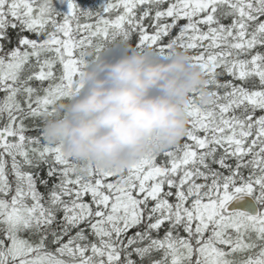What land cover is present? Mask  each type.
Returning <instances> with one entry per match:
<instances>
[{"label": "snow or ice", "instance_id": "1", "mask_svg": "<svg viewBox=\"0 0 264 264\" xmlns=\"http://www.w3.org/2000/svg\"><path fill=\"white\" fill-rule=\"evenodd\" d=\"M128 48L203 71L186 134L126 169L66 156L44 125ZM0 264H264V0H0Z\"/></svg>", "mask_w": 264, "mask_h": 264}, {"label": "clouds", "instance_id": "2", "mask_svg": "<svg viewBox=\"0 0 264 264\" xmlns=\"http://www.w3.org/2000/svg\"><path fill=\"white\" fill-rule=\"evenodd\" d=\"M101 55L84 72L81 93L57 107L43 132L66 156L105 169L131 167L141 157L171 148L187 131L184 105L206 77L188 53L161 60L134 48ZM211 97L205 95V102Z\"/></svg>", "mask_w": 264, "mask_h": 264}, {"label": "trees", "instance_id": "3", "mask_svg": "<svg viewBox=\"0 0 264 264\" xmlns=\"http://www.w3.org/2000/svg\"><path fill=\"white\" fill-rule=\"evenodd\" d=\"M105 0H76V3L81 7L82 10L97 11L104 4ZM56 7L58 11L63 14L67 13V0H56ZM117 52L106 53L105 55H116Z\"/></svg>", "mask_w": 264, "mask_h": 264}, {"label": "water", "instance_id": "4", "mask_svg": "<svg viewBox=\"0 0 264 264\" xmlns=\"http://www.w3.org/2000/svg\"><path fill=\"white\" fill-rule=\"evenodd\" d=\"M230 209L244 210L250 213H254L256 211V205L251 198L245 197L243 200L232 202V204L230 205Z\"/></svg>", "mask_w": 264, "mask_h": 264}]
</instances>
